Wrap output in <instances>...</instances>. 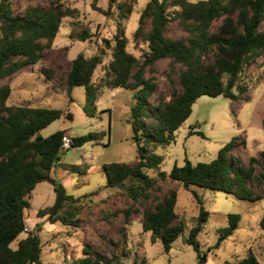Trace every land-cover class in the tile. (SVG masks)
<instances>
[{
    "label": "trees",
    "instance_id": "1",
    "mask_svg": "<svg viewBox=\"0 0 264 264\" xmlns=\"http://www.w3.org/2000/svg\"><path fill=\"white\" fill-rule=\"evenodd\" d=\"M135 1L108 0L106 16L118 10L120 19L111 39H102L99 54L86 57L78 54L70 63L65 76L67 94L74 87L85 92L83 111L92 116L99 89H124L132 93L130 123L132 138L136 141V162L109 163L102 166L106 177L105 189L122 186L125 181H138L139 191L132 192L133 200H149L151 190L158 180L178 183L186 191L199 187L223 192L237 200L251 202L264 199V193L254 191L255 182L264 184V150L251 156L244 165L233 152L245 147L240 135L234 136L218 151L210 162L192 164L185 159L183 166L176 164L168 173L160 171L164 158L154 154L155 148H165L175 141V132L189 118L192 106L202 96L224 97L231 101H248V86L240 81L242 74L259 59L264 61V0H149L139 14L133 38L146 44L147 50L140 58L128 52V38L122 20L133 12ZM92 9L99 11L94 3ZM78 15L76 8L66 6L63 0H49L46 4L28 5L22 14H16L11 0H0V79L12 76L26 66L36 65L56 38L65 18ZM186 33L185 37L170 38L166 35L169 24ZM88 37L83 32L81 41ZM109 51L110 60L98 83L92 77L102 64L103 55ZM160 59L178 64L177 92L172 85L168 101L159 98L154 106L150 98L155 92L153 78L145 77L147 68ZM53 71L41 68L40 75L47 80ZM11 93L9 85L0 86V264H43L41 242L35 232H27L24 239L11 247L18 236L26 232L24 210L29 208V197L36 185L47 182L55 194L53 204L37 212L40 218L61 221L59 213L65 204L75 202L65 187L51 173L60 164L65 150L97 142L104 132L89 133L70 139V147L63 149L65 131L58 130L47 137L40 132L61 117L72 119L69 110L39 108L28 105L7 104ZM70 101L72 99L70 98ZM264 130V116L261 120ZM200 134L198 132H191ZM97 144V143H96ZM256 165L263 169L256 174ZM65 171L78 172V166H65ZM157 172L156 177L149 175ZM133 187H130L132 191ZM192 196L198 205L196 225L189 230L187 243L196 252L197 264H205L207 255L200 252L197 236L207 223L209 213L201 198ZM154 205H147L142 212L143 231L152 232L160 239L163 251L168 253L172 244L184 231V223L175 211L177 193L169 190L162 197H152ZM137 211L136 209H134ZM129 214L130 211H125ZM240 216L227 215L228 227L214 248L237 228ZM65 224V223H64ZM264 231V213L259 221ZM115 261V258L111 259ZM73 264H112L105 256L84 245L82 257ZM115 264V263H114ZM223 264H260L250 251L234 262Z\"/></svg>",
    "mask_w": 264,
    "mask_h": 264
},
{
    "label": "rangeland",
    "instance_id": "2",
    "mask_svg": "<svg viewBox=\"0 0 264 264\" xmlns=\"http://www.w3.org/2000/svg\"><path fill=\"white\" fill-rule=\"evenodd\" d=\"M48 1L11 0L18 15L28 5L46 4ZM63 1L66 6L76 8L78 15L63 19L56 38L36 65L26 66L12 76L0 79V86L9 85L11 93L7 104L10 106L28 105L69 110L72 119L61 117L40 132L43 137L58 130L65 131V137L69 139L89 133L104 132L105 136L97 142L65 150L60 155L59 162L62 165H57L51 175L76 201L65 204L59 213L61 221L40 218L37 212L51 206L55 194L47 182L37 184L28 199L29 208L24 210L26 232L21 233L11 247L15 248L19 240L26 238L27 232H35L39 225L37 234L42 246L43 264H73L82 257L84 245L105 256L112 264H197L196 252L187 243L189 230L196 225L198 216V205L192 196L194 192L201 198L204 209L209 213L207 223L197 236L200 252L207 255L206 264L241 260L250 251L259 252L261 255L257 253L258 260L264 264V231L256 224L257 218L264 213V199L255 202L237 200L229 194L195 186L186 191L169 178L158 180L148 191L149 200L142 197L133 200L132 192L136 189L139 191L141 185L138 181L127 180L120 187L104 188V164L136 162V141L132 138L128 122L132 93L121 88L102 87L97 94L95 111L92 116H88L83 111L84 88L74 87L69 97L65 76L71 61L78 54L90 57L101 52L102 39L113 37L116 23L120 19L116 8L109 16L104 14L108 0ZM133 1V12L121 22L128 38V52L140 58L147 47L142 41L134 39L133 33L138 26L139 14L149 0ZM92 3L99 11L92 9ZM261 28L264 29V22ZM83 32L90 36L85 41L79 38ZM166 35L181 38L186 33L177 26V22H172ZM102 59V64L92 77L94 83H98L104 75V68L110 60L109 51ZM41 68L52 70L53 78L47 80L40 75ZM179 69V65H171L169 59H160L153 64L151 70L146 69L145 77H152L156 85L150 103L155 106L159 98L168 101L172 85L180 92ZM240 81L248 86L245 95L249 100L246 102L236 103L221 96H202L196 100L191 115L175 132L174 143L165 148L154 149V154L164 158L160 171L168 173L175 164L183 166L185 159L192 164L210 162L217 157L219 149L237 135L246 141V145L235 150L233 155L239 157L246 166L251 156L257 157L264 150V130L258 121L264 114L263 59L251 65L242 74ZM191 132L200 134L191 135ZM65 166H78L79 171L64 172ZM262 169L256 165V174ZM149 175L156 177L157 172L150 171ZM252 186L255 192L264 193V184L255 182ZM130 187H133L132 191ZM169 190L177 193L175 211L185 227L172 244L171 250L165 253L160 239L150 231H143L141 220L144 207L154 205L151 198L162 197ZM127 210L130 211L129 214H126ZM228 214L239 215V224L218 248H214L218 238L228 227Z\"/></svg>",
    "mask_w": 264,
    "mask_h": 264
},
{
    "label": "crops",
    "instance_id": "3",
    "mask_svg": "<svg viewBox=\"0 0 264 264\" xmlns=\"http://www.w3.org/2000/svg\"><path fill=\"white\" fill-rule=\"evenodd\" d=\"M17 73V72H16ZM234 102H236V103H238V102H240V101H234ZM263 116H264V114H262L261 115V117L259 118V123L261 124V120H262V118H263ZM65 134H67L66 132H65ZM71 137V136H70ZM244 163V162H243ZM244 165H246L245 163H244ZM64 172H68V171H64ZM262 216V215H261ZM261 216H259L258 218H257V222H256V224H257V227H259V221H260V219H261ZM260 228V227H259ZM261 230V229H260ZM262 231V230H261ZM252 252V251H251ZM253 253V252H252ZM257 253H259V252H257ZM257 253H253L254 255H255V257L257 258V260L259 259V257H258V254ZM259 255H261L260 253H259ZM259 261V260H258ZM207 262V261H206ZM260 262V261H259ZM206 264V263H205ZM260 264H262L261 262H260Z\"/></svg>",
    "mask_w": 264,
    "mask_h": 264
},
{
    "label": "built area",
    "instance_id": "4",
    "mask_svg": "<svg viewBox=\"0 0 264 264\" xmlns=\"http://www.w3.org/2000/svg\"><path fill=\"white\" fill-rule=\"evenodd\" d=\"M70 147V139L64 137L63 138V149H68Z\"/></svg>",
    "mask_w": 264,
    "mask_h": 264
}]
</instances>
